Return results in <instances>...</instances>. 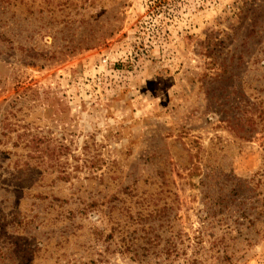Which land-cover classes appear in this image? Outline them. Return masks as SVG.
I'll list each match as a JSON object with an SVG mask.
<instances>
[{
    "label": "rangeland",
    "instance_id": "rangeland-1",
    "mask_svg": "<svg viewBox=\"0 0 264 264\" xmlns=\"http://www.w3.org/2000/svg\"><path fill=\"white\" fill-rule=\"evenodd\" d=\"M0 264H264V0H0Z\"/></svg>",
    "mask_w": 264,
    "mask_h": 264
}]
</instances>
